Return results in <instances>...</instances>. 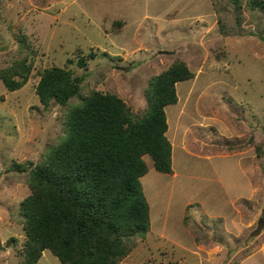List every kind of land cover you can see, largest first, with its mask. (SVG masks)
Returning a JSON list of instances; mask_svg holds the SVG:
<instances>
[{"label":"rangeland","instance_id":"374dc122","mask_svg":"<svg viewBox=\"0 0 264 264\" xmlns=\"http://www.w3.org/2000/svg\"><path fill=\"white\" fill-rule=\"evenodd\" d=\"M250 1L0 0V69L32 64L22 87L0 81V264H22L26 239L27 172L12 162L38 163L78 101L43 105L38 73L68 69L81 94L112 92L141 113L150 77L175 60L194 76L164 108L172 173L144 156L150 230L122 262L264 264V11ZM35 264L62 263L44 249Z\"/></svg>","mask_w":264,"mask_h":264},{"label":"trees","instance_id":"16d2710c","mask_svg":"<svg viewBox=\"0 0 264 264\" xmlns=\"http://www.w3.org/2000/svg\"><path fill=\"white\" fill-rule=\"evenodd\" d=\"M234 3L238 10V0ZM250 4L264 11V0ZM19 42L28 48L24 36ZM79 65H85L83 58ZM31 67L27 58L14 60L0 69V81L16 90L27 82ZM38 74L35 92L43 105L65 106L72 97L78 101L66 110L63 134L46 146L38 163L12 162L10 167L27 172L30 189L19 207L26 237L22 264H35L44 249L62 264H126L122 259L132 239L150 230L141 183L148 171L144 156L158 172L172 173L164 108L177 102L176 83L194 72L175 60L150 77L141 113L112 92L81 94L82 77L68 69L52 66Z\"/></svg>","mask_w":264,"mask_h":264}]
</instances>
